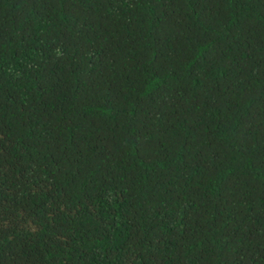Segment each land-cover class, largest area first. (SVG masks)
<instances>
[{
	"label": "trees",
	"instance_id": "trees-1",
	"mask_svg": "<svg viewBox=\"0 0 264 264\" xmlns=\"http://www.w3.org/2000/svg\"><path fill=\"white\" fill-rule=\"evenodd\" d=\"M0 264H264V0H0Z\"/></svg>",
	"mask_w": 264,
	"mask_h": 264
}]
</instances>
